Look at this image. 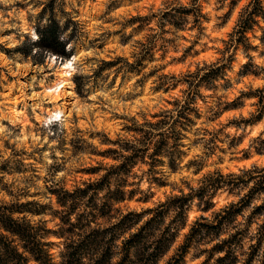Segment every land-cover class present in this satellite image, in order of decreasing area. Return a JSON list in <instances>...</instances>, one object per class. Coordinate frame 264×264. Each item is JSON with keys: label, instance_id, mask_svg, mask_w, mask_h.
<instances>
[{"label": "rangeland", "instance_id": "374dc122", "mask_svg": "<svg viewBox=\"0 0 264 264\" xmlns=\"http://www.w3.org/2000/svg\"><path fill=\"white\" fill-rule=\"evenodd\" d=\"M190 1L0 0L1 202L19 200L46 205L43 215L29 218L56 230L59 220L54 214L60 207L54 191H74L89 181H97L106 169L121 162L122 155L134 154L141 146L140 130L159 121L161 117L157 116L165 112L176 114V102L185 99L189 83L195 80L191 74L218 62L248 5L247 0L236 6L232 0H200L207 16L204 35L190 26L180 31L166 27L163 37L168 40L162 43L165 56L159 42L155 61L128 69L125 61L134 63V55L141 52L139 42L153 34L147 27L137 31L139 24L131 25L132 18L159 13L171 5H188ZM51 18L70 28L64 33L73 38L67 47L68 58L47 54L33 45L38 38L37 27ZM150 26L160 32L157 19ZM261 34V29L255 28L248 35L250 43L257 47L250 51L254 65L251 71L264 70ZM193 45V50L186 52ZM248 61L243 48H239L226 80L199 89L196 107L201 118L184 133L187 138L182 140L181 150L185 155L178 169L157 167L156 175L164 185L151 182L150 166L143 162H150V158L136 165L129 178L135 185L127 189L140 190L133 199L117 205L123 212H143L170 196L189 194L198 190L206 177L216 178L218 172L242 175V170L264 168V154L256 153L255 142L257 138L264 139V115L259 122L250 121L260 112L264 72L242 75V66ZM67 62L74 66L73 75L66 79L68 84L55 99L48 89L65 82L61 70ZM112 62L115 66L110 67ZM234 101L237 108L224 109L225 103ZM56 109L64 111L62 119L51 117ZM215 111L219 115L214 117ZM214 136L216 143L211 141ZM246 152L248 159L244 158ZM237 193L238 190L230 193L220 189L209 212L201 211L195 199L188 212L187 227L159 264L173 258L196 219H211L238 201ZM145 194L150 195L148 201H143ZM50 240L59 242L54 237ZM205 247L209 249L211 245L200 248ZM58 251L54 246L52 252L57 255ZM206 259V254L193 247L184 264H202Z\"/></svg>", "mask_w": 264, "mask_h": 264}, {"label": "trees", "instance_id": "16d2710c", "mask_svg": "<svg viewBox=\"0 0 264 264\" xmlns=\"http://www.w3.org/2000/svg\"><path fill=\"white\" fill-rule=\"evenodd\" d=\"M199 1L191 0L188 5H171L159 13L133 17L130 24L138 23L137 31L147 27L153 34L145 42H139L141 52L134 55V63L125 61L127 68L139 69L145 61H155L159 42L162 45L168 40L163 37L167 33L166 27L180 31L190 26L197 29L200 36L204 35L203 23L207 16ZM241 1L232 0V5L236 6ZM247 1L248 5L242 10L226 48L221 52L222 57L217 63L191 74L195 80L189 83L185 99L176 102V114L165 112L157 116L161 117L159 121L149 123L146 130H140L141 146L134 154L122 155L121 162L106 169L97 181H89L74 191L63 189L53 192L60 207L54 214L59 220L56 230L48 229L43 221L34 222L29 218L43 215L47 211L46 205L33 201H0V264H159L187 227L188 212L194 200L199 201L201 211L209 212L214 207L215 195L224 188L230 193L238 190L239 200L213 214L211 219L203 216L196 219L167 264H184L185 256L193 247L207 255L202 264H211L213 259L212 264H264V168L242 170V175L225 176L218 172L216 178L206 177L198 190L170 196L155 208L143 212H123L117 206L133 199L140 190H128L127 187L135 185L129 182V178L136 165L146 157L151 159L150 162L143 161L150 166L151 182L159 186L164 183L156 175L159 173L157 167L168 165L171 170L178 169L185 155L181 150L182 140L187 138L184 133L192 130L196 119L201 118V111L196 107L199 89L226 80L239 48H243L249 60L242 66V75H260L259 70L264 72L263 69L251 71L254 65L250 51L257 47L250 43L248 37L255 28H260V41L264 45V0ZM155 19L160 32L150 26ZM69 29L51 18L37 27L38 38L33 45L47 54L68 58L67 47L73 38L72 35L64 36V33ZM162 48L165 56V45ZM193 48L194 45L186 52ZM108 65L115 66L113 62ZM259 104L260 112L250 119L253 120L251 124L263 119L264 95L260 97ZM225 105L224 109L237 108L235 101ZM213 115L215 117L219 112L215 111ZM211 141L216 143L217 137H212ZM255 142L256 153L263 155L264 139L257 138ZM249 156L246 152L244 158ZM150 195L145 194L143 201H148ZM254 225L256 227L253 228ZM52 237L59 242L51 241ZM208 245L211 248H200ZM54 246L59 248L57 255L52 252Z\"/></svg>", "mask_w": 264, "mask_h": 264}, {"label": "bare ground", "instance_id": "6f19581e", "mask_svg": "<svg viewBox=\"0 0 264 264\" xmlns=\"http://www.w3.org/2000/svg\"><path fill=\"white\" fill-rule=\"evenodd\" d=\"M73 71H74V66L71 62H67L62 70H61V77L62 79H65V82H61V83H57L56 85H54V87L49 88L48 92L49 95L51 96H55V99H58V96L61 94V92L63 91V89L65 88V85L68 84V80L66 79H70L73 75ZM67 82V83H66ZM60 98V97H59ZM53 118L55 117H59V118H63L64 115V111L60 110V109H56L54 111V113L51 114Z\"/></svg>", "mask_w": 264, "mask_h": 264}, {"label": "clouds", "instance_id": "9594fccd", "mask_svg": "<svg viewBox=\"0 0 264 264\" xmlns=\"http://www.w3.org/2000/svg\"><path fill=\"white\" fill-rule=\"evenodd\" d=\"M55 119H59V117L57 116V117H55Z\"/></svg>", "mask_w": 264, "mask_h": 264}]
</instances>
